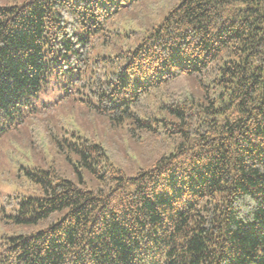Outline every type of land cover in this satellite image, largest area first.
<instances>
[{
	"label": "trees",
	"instance_id": "obj_1",
	"mask_svg": "<svg viewBox=\"0 0 264 264\" xmlns=\"http://www.w3.org/2000/svg\"><path fill=\"white\" fill-rule=\"evenodd\" d=\"M172 3L0 4V141L41 120L57 155L22 167L0 264H264V0ZM66 101L157 154L54 130Z\"/></svg>",
	"mask_w": 264,
	"mask_h": 264
},
{
	"label": "rangeland",
	"instance_id": "obj_2",
	"mask_svg": "<svg viewBox=\"0 0 264 264\" xmlns=\"http://www.w3.org/2000/svg\"><path fill=\"white\" fill-rule=\"evenodd\" d=\"M7 1L0 0V4ZM153 1L155 4L151 7L152 12L159 9V3L162 10L173 4V0ZM141 16L147 18L148 11L142 12ZM152 102L153 98H149L142 100L140 105L144 108ZM55 112L57 115L52 124L54 130L63 132L68 127L67 124L72 122L91 138H94V134L102 136L128 173H133L141 165L148 166L153 153L157 154L160 148V145H154L147 140L135 143L136 137L125 136V131L121 129H108L106 119L71 101H66V104ZM27 125L0 141V237L4 232L13 229L11 225L4 223L6 217L3 215L10 213L14 195L28 194L33 190L22 173V167L30 162L43 165L45 162L50 163L52 158L57 159L44 129L45 124L41 120L32 119Z\"/></svg>",
	"mask_w": 264,
	"mask_h": 264
}]
</instances>
